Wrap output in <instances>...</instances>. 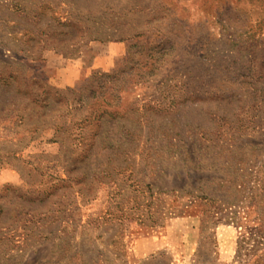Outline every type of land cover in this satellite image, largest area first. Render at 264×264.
Wrapping results in <instances>:
<instances>
[{
    "label": "rangeland",
    "instance_id": "obj_1",
    "mask_svg": "<svg viewBox=\"0 0 264 264\" xmlns=\"http://www.w3.org/2000/svg\"><path fill=\"white\" fill-rule=\"evenodd\" d=\"M93 75L0 114V264H264V0H0V103Z\"/></svg>",
    "mask_w": 264,
    "mask_h": 264
},
{
    "label": "trees",
    "instance_id": "obj_2",
    "mask_svg": "<svg viewBox=\"0 0 264 264\" xmlns=\"http://www.w3.org/2000/svg\"><path fill=\"white\" fill-rule=\"evenodd\" d=\"M101 78H103L102 75H100L99 77L97 75H93L92 77L86 80L83 91L89 92V95L86 97L87 100L82 98L81 93L77 94L73 91H67L72 96H74L73 100L76 103L80 104L81 107L88 108L93 106L92 109L96 107L97 110L92 113H89V115H84L83 117H80L81 119L79 121H74L73 124L69 125L68 121H66L65 119L71 107L68 99L60 91L54 90L45 83H38V91L32 89H21L20 91H15V93L20 96V99L15 100L12 98L11 102L8 105H3L2 103H0V114H7L8 117H10L16 114L15 112H19L18 110L26 111L28 113L27 116L31 117L33 115V119H35L33 125L27 127L28 132L39 131V135L41 132V127L40 125L36 124L38 122L39 124H41V126H43L42 130H52L54 132L53 139H56V141L58 140L59 142L61 141V143L63 139L72 138L70 130L75 127L76 132H78L77 134L79 137L78 141L80 148H89L92 146V144L85 143L83 138L87 135V133H89L86 129H92V132L89 133L90 139H95V137L98 136L97 129L101 123L100 121L105 116H109L111 119L116 117L111 112L110 107H107L109 109H103L101 107L102 104H105L104 101H102L99 97L100 92L102 91V87H98L96 88V90L90 89L92 88L93 83L96 81H100ZM14 81V76L0 78V83L3 82L4 85H10ZM5 94L6 91L0 89V100L4 97ZM88 101L90 103L93 101L94 104L91 103L90 105ZM22 117L24 119V116ZM25 119L27 118L25 117ZM34 138L35 136H31L29 138V141ZM110 144L111 143H109L108 146H110Z\"/></svg>",
    "mask_w": 264,
    "mask_h": 264
}]
</instances>
